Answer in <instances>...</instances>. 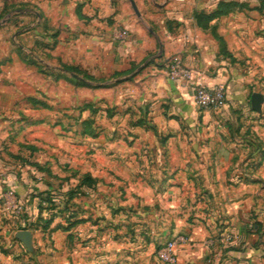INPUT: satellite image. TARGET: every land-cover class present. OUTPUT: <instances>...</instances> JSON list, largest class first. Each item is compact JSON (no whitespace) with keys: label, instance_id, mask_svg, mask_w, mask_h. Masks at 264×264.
<instances>
[{"label":"crops","instance_id":"1","mask_svg":"<svg viewBox=\"0 0 264 264\" xmlns=\"http://www.w3.org/2000/svg\"><path fill=\"white\" fill-rule=\"evenodd\" d=\"M134 1L0 0V264H160L176 233L175 264H264V0L203 25L220 0ZM174 54L221 108L167 77Z\"/></svg>","mask_w":264,"mask_h":264},{"label":"built area","instance_id":"2","mask_svg":"<svg viewBox=\"0 0 264 264\" xmlns=\"http://www.w3.org/2000/svg\"><path fill=\"white\" fill-rule=\"evenodd\" d=\"M128 34V28L122 27L117 32V37H124ZM167 77L176 83H191L192 92L191 98L193 102L204 108H221L226 101V87L223 82H215L206 84L203 81L202 75L194 71L192 67L186 64L180 55L174 54L168 60L165 66ZM13 190L8 189L5 193V207L13 208L15 212L21 209V205L11 199ZM224 242H231L237 238V234L233 231H226L223 234ZM188 241V236L185 233H176L169 239L161 242L155 249V255L160 264H175L177 261V247Z\"/></svg>","mask_w":264,"mask_h":264},{"label":"trees","instance_id":"3","mask_svg":"<svg viewBox=\"0 0 264 264\" xmlns=\"http://www.w3.org/2000/svg\"><path fill=\"white\" fill-rule=\"evenodd\" d=\"M238 2L236 0H220L218 2V5L216 6V8L211 11L210 13H204V12H200L198 13V15H196V19H197V22L198 24H202L203 25V20H208V19H211L217 15H220L222 13H226L228 12L231 8H233V6L237 5ZM2 15H0L1 17ZM24 25H21L18 27V29L20 31H22V28H23ZM70 70H73L75 72H78L79 70L74 68V67H68ZM85 76V74H84ZM89 78H92V77H89ZM76 82L82 84V85H88V86H105V85H102V84H90L89 82L87 81H84V80H80V79H74ZM107 85V84H106ZM264 112V111H262ZM87 123L88 122H92L91 119L87 120L86 121ZM63 218H65V221H66V224H61V223H58L56 224V227H62L63 229H68L70 226L74 225L76 222L80 221L81 218H72L71 214H68V215H62ZM50 219H47V223ZM42 224H46L43 220L41 221Z\"/></svg>","mask_w":264,"mask_h":264},{"label":"water","instance_id":"4","mask_svg":"<svg viewBox=\"0 0 264 264\" xmlns=\"http://www.w3.org/2000/svg\"><path fill=\"white\" fill-rule=\"evenodd\" d=\"M132 9L136 14H139L137 5L134 0H129ZM4 21V19L0 20V24ZM71 75L82 78L80 75L76 73H71ZM261 102H262V95L258 92H253L251 94V107L256 110L257 112H261ZM16 237L21 240V242L26 246H31V232L28 229H20L16 232Z\"/></svg>","mask_w":264,"mask_h":264},{"label":"rangeland","instance_id":"5","mask_svg":"<svg viewBox=\"0 0 264 264\" xmlns=\"http://www.w3.org/2000/svg\"><path fill=\"white\" fill-rule=\"evenodd\" d=\"M80 73H81L80 71L76 72V74H79V75H80ZM66 74H67L68 76H67V75H63V77H75V76H70V74H68V73H66ZM81 74H82V73H81ZM82 75L84 76V74H82ZM59 76L62 77L61 74H59ZM85 76L88 77L87 74H85ZM92 77H93V76H92ZM114 78H115V77H113V76H112V77H108V76H105V75H102V76H101V75H100V76L97 75L96 77L93 78V80H90V81H88V82H89L90 84H99V83H100V84L103 85V84H108V83H110V82L115 81ZM74 79H78V77H75ZM74 83H75V84H80V83L76 82L75 80H74ZM86 86H88V85H86ZM88 87H94V86H88Z\"/></svg>","mask_w":264,"mask_h":264}]
</instances>
